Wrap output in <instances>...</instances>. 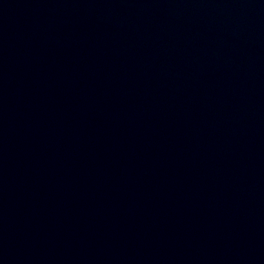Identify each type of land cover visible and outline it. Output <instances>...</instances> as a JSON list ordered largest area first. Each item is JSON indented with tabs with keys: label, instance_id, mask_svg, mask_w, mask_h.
Wrapping results in <instances>:
<instances>
[{
	"label": "water",
	"instance_id": "95a60500",
	"mask_svg": "<svg viewBox=\"0 0 264 264\" xmlns=\"http://www.w3.org/2000/svg\"><path fill=\"white\" fill-rule=\"evenodd\" d=\"M0 264H264V0H0Z\"/></svg>",
	"mask_w": 264,
	"mask_h": 264
}]
</instances>
